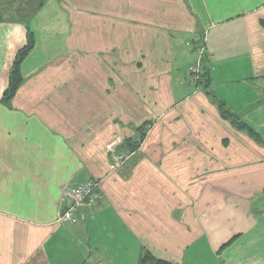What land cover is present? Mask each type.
Masks as SVG:
<instances>
[{
    "label": "crops",
    "instance_id": "crops-1",
    "mask_svg": "<svg viewBox=\"0 0 264 264\" xmlns=\"http://www.w3.org/2000/svg\"><path fill=\"white\" fill-rule=\"evenodd\" d=\"M50 1L63 18L56 47L26 20L0 19V264L134 263L142 249L178 264H264V0ZM27 27L35 43L6 103ZM196 40L216 101L231 97L255 135L182 87ZM121 151L132 152L111 171ZM90 178L102 199L57 225L65 192Z\"/></svg>",
    "mask_w": 264,
    "mask_h": 264
},
{
    "label": "rangeland",
    "instance_id": "rangeland-1",
    "mask_svg": "<svg viewBox=\"0 0 264 264\" xmlns=\"http://www.w3.org/2000/svg\"><path fill=\"white\" fill-rule=\"evenodd\" d=\"M54 8L55 6L50 0H0V19H4L6 21L18 20L22 22L26 20L31 25V28L34 30L35 35L39 39L41 45L45 46V48H48L50 46L56 47L58 46V44L48 43V38H51L53 33H56L57 30L58 32L60 31V29L54 28L55 26L54 22L55 20L62 21L63 18L60 15V13L55 12ZM185 44H184V49H186ZM188 70L189 67L187 70L185 69V67L182 68V75L180 76V80L182 81V87L186 88L187 90H191V92H193L194 88L193 85L191 84L192 83L191 76L189 75V73H187ZM227 99H228V103L227 104L225 103L226 108L229 111L233 112L234 109H232L229 105L231 104L233 106V99L231 97H227ZM105 226L106 225H104V223L98 226V231L101 235H103L105 231L107 232ZM108 238H109V234H108ZM98 240L99 237H96L94 240V245ZM105 245L108 246L107 241ZM111 247L112 245L110 246V250ZM107 258L108 256L103 257L101 262H96L94 264H103V263L107 264L106 262ZM121 258H123V256ZM120 263H121L120 259L119 261L118 260L115 261V264H120ZM122 264H137V262L134 261L133 263L131 259L126 257L123 260Z\"/></svg>",
    "mask_w": 264,
    "mask_h": 264
},
{
    "label": "trees",
    "instance_id": "trees-1",
    "mask_svg": "<svg viewBox=\"0 0 264 264\" xmlns=\"http://www.w3.org/2000/svg\"><path fill=\"white\" fill-rule=\"evenodd\" d=\"M34 43H35L34 34L27 27L26 44L16 52L15 57L13 59L12 66L9 71L8 85L1 98L3 102L7 103L13 97L16 90L19 88L22 82L21 71H20L21 63L23 62L25 57L28 55V53L33 48ZM203 65H204V62L202 63L200 77L196 85L202 90V92H204V94L209 98V100L213 104H215L220 115L223 118L228 119L234 128H236L237 130L241 132L248 133L251 136L255 135L252 129H250L245 123H243L238 118V116L235 115V113L230 112L223 103L216 101V97L213 94L211 87H210L208 71H205V67ZM150 125L151 123H146L144 125L145 127L142 126L140 130L142 128H144V130H147L148 127L149 128L151 127ZM143 136H144V132H142V134L140 135L137 141L132 140V142H129V144H131L132 149L135 147L138 148L140 146ZM128 152L130 153L132 151H128ZM237 238L238 236L232 237L231 239H229L227 242H225L222 245V248L223 249L226 248ZM137 264H178V263L170 262L166 259H163L161 257L154 255L152 252L148 251L147 249H142L138 255Z\"/></svg>",
    "mask_w": 264,
    "mask_h": 264
},
{
    "label": "built area",
    "instance_id": "built-area-1",
    "mask_svg": "<svg viewBox=\"0 0 264 264\" xmlns=\"http://www.w3.org/2000/svg\"><path fill=\"white\" fill-rule=\"evenodd\" d=\"M192 42H187V46H191ZM196 59L195 62L189 66L188 73L191 76L193 84H197L200 77V70L202 67V57L204 54V42L196 40ZM129 152L121 151L120 153H113L110 155L111 171L121 168L124 162L129 157ZM101 181L90 178L79 183L74 188H71L65 192V204L64 207L59 210L56 224L63 225L66 223L75 222V212L82 207L91 208L102 198V194L99 192Z\"/></svg>",
    "mask_w": 264,
    "mask_h": 264
}]
</instances>
